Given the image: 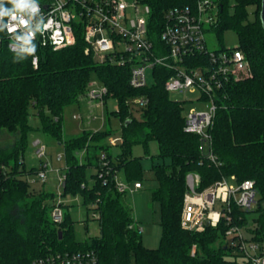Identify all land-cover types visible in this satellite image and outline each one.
<instances>
[{
    "label": "trees",
    "instance_id": "obj_1",
    "mask_svg": "<svg viewBox=\"0 0 264 264\" xmlns=\"http://www.w3.org/2000/svg\"><path fill=\"white\" fill-rule=\"evenodd\" d=\"M150 7V27L160 33L166 12L174 7L194 5L196 0H139ZM233 1V5L231 4ZM222 9L211 31L222 36L234 31L239 46L250 61L252 77L234 81L218 99V108L211 129L212 150L216 162L200 149L195 134L184 130L183 102L173 100L165 89L172 72L157 66L156 82L144 88L130 85V65H112L97 61L85 53L82 36L68 48L39 51V63L34 66L29 54L0 49V131L19 133L10 151L0 150V264H33L41 256L55 252L93 250L100 264H249L245 255L227 242L231 225L247 227L249 240L264 252V29L260 20L262 0H219ZM3 8L11 10L8 0ZM253 8V13L250 9ZM252 15V16H251ZM252 17V18H251ZM95 73L98 81L109 89V96L118 103L112 111L122 123V152L116 158L108 152L106 139L111 131L84 132L67 137L63 132V114L67 105L79 102L86 95ZM107 97V98H108ZM144 97L145 107L136 117L129 101ZM31 109L40 118L44 133L65 149L66 174L62 196L79 195L89 210L98 203L100 235L91 241H77L75 222L69 213L61 224L51 218L54 193L35 192L25 174L24 151ZM157 141L160 158L169 164L153 163L159 186L152 199L161 209V239L157 248L143 244L142 230L134 220L129 205L118 191L114 175L124 168L129 181L142 185V165L133 157L132 146L148 147ZM82 152V159L78 154ZM106 154L108 175L100 177L101 155ZM89 167L96 169L92 185L86 177ZM199 173L200 190L224 177L234 176L236 182H255L257 205L244 210L233 205V222L221 219L216 227L195 233L182 227L181 214L187 190L186 175ZM21 203V204H20ZM68 207V206H67ZM249 213L256 215L248 219ZM195 253L193 254V248Z\"/></svg>",
    "mask_w": 264,
    "mask_h": 264
},
{
    "label": "built area",
    "instance_id": "obj_2",
    "mask_svg": "<svg viewBox=\"0 0 264 264\" xmlns=\"http://www.w3.org/2000/svg\"><path fill=\"white\" fill-rule=\"evenodd\" d=\"M11 8L13 5L10 3ZM11 9V10H12ZM222 5L219 0H196L194 5L174 7L165 14L160 33L150 27V7L139 0H23V6L13 16L0 17V49L6 47L13 53L29 54L32 63H39V51L43 48L61 50L77 43L82 36L86 44L85 53L99 62L112 65H130L129 83L134 88H144L156 82L154 69L157 66L172 72L165 82L168 93L172 91L197 93V100L209 103L208 109L192 110L184 115V130L195 134L201 142L200 149L216 162L212 150V133L218 99L225 95L226 88L234 81L252 77L250 61L238 48H208L207 36L216 24ZM109 89L103 83L90 82L84 96L89 106L98 107L105 103ZM138 108L145 107L148 99L138 97L129 101ZM81 118L80 114L76 115ZM36 154L43 158L46 145L35 141ZM106 154L101 155L100 177L108 175ZM63 155L58 156L61 160ZM48 163L36 173L42 182L47 179ZM65 175L59 176L64 187ZM119 192H125V185L114 175ZM201 176L196 172L186 175L187 190L181 214L182 227L201 233L206 227H216L221 219L227 224L233 222V205L244 210H253L257 205L255 182H236L234 176L214 183L204 190L199 189ZM104 183L106 178L104 177ZM135 189L142 188L139 183ZM62 193L51 207L54 223L64 220L66 204ZM217 204L220 209L216 210ZM98 203H91L100 218ZM237 225H231L227 236L249 264H264V252L251 241L248 246ZM195 247L193 248V254ZM33 264H100L93 250L76 252H55L36 258Z\"/></svg>",
    "mask_w": 264,
    "mask_h": 264
},
{
    "label": "rangeland",
    "instance_id": "obj_3",
    "mask_svg": "<svg viewBox=\"0 0 264 264\" xmlns=\"http://www.w3.org/2000/svg\"><path fill=\"white\" fill-rule=\"evenodd\" d=\"M233 5V1H231ZM253 13V8L250 9ZM252 16V15H251ZM252 18V17H251ZM208 48L215 50L222 47L234 48L239 46L237 34L232 30H226L222 36L210 31L207 36ZM98 81L96 74H91V82ZM169 97L176 101L183 102V114L186 115L192 110L203 111L207 110L209 103L202 100H197L198 94L189 91L180 92L172 91ZM118 109L117 101L108 97L103 105L98 107L89 106L87 100L82 98L79 102L67 105L63 114V132L67 137H75L82 135L84 132H99L111 131V135L106 139L108 152L113 158H116L122 152V123L118 116H114L111 112ZM139 108L132 106V111L136 117H139ZM35 111L31 109L30 123L34 127L28 134V145L24 151L25 168H40L44 163H48L47 179L42 182L38 173H28L24 177L29 181L31 189L37 192L54 193L56 197L63 193V187L59 182L60 174H66V157L64 146L52 137L44 133L41 129L40 118L36 116ZM80 114L81 118L76 115ZM19 138V133L10 132L8 130L0 131V150L10 151L15 142ZM35 141H41L46 145V155L43 158L36 154ZM132 156L137 157L142 165V188L135 189L134 181H129L126 177L124 168H120L117 173V178L120 183L125 185V192L122 194L123 201L131 208L132 216L136 221V225L142 230L143 244L147 248H157L160 245L161 239V209L158 202L153 201L152 192L157 189L159 182L157 181L154 172L151 170L153 163L169 164L168 158H160V149L157 141L150 140L148 147L141 143L134 144L131 150ZM63 155L61 160H58L59 155ZM79 160L82 159V152L78 154ZM96 173V169L89 167L86 170V177L89 185H92V175ZM62 200L66 204L65 211L69 213L71 219L75 222L74 235L77 241H91L94 237L100 235V223L97 220V215L93 210H87V207L82 204L79 195L63 196ZM21 204V203H20ZM68 206V207H67ZM220 204H217L216 210L220 209ZM255 213H249L248 219L255 216ZM241 232L245 238V243L248 248L251 245L250 233L247 227H242ZM231 236H227L226 241L229 242ZM131 264H134L132 262Z\"/></svg>",
    "mask_w": 264,
    "mask_h": 264
},
{
    "label": "clouds",
    "instance_id": "obj_4",
    "mask_svg": "<svg viewBox=\"0 0 264 264\" xmlns=\"http://www.w3.org/2000/svg\"><path fill=\"white\" fill-rule=\"evenodd\" d=\"M8 2L13 5L12 10L3 8V6H2L3 0H0V17L5 16V15H9V16L14 17V13H15L16 9H19L23 6V0H8Z\"/></svg>",
    "mask_w": 264,
    "mask_h": 264
},
{
    "label": "water",
    "instance_id": "obj_5",
    "mask_svg": "<svg viewBox=\"0 0 264 264\" xmlns=\"http://www.w3.org/2000/svg\"><path fill=\"white\" fill-rule=\"evenodd\" d=\"M260 20H261V23H262V27L264 29V0H262V4H261Z\"/></svg>",
    "mask_w": 264,
    "mask_h": 264
},
{
    "label": "crops",
    "instance_id": "obj_6",
    "mask_svg": "<svg viewBox=\"0 0 264 264\" xmlns=\"http://www.w3.org/2000/svg\"><path fill=\"white\" fill-rule=\"evenodd\" d=\"M141 189V188H140Z\"/></svg>",
    "mask_w": 264,
    "mask_h": 264
}]
</instances>
